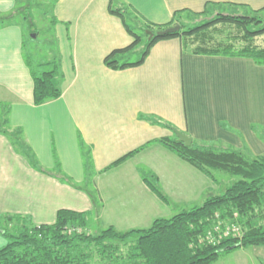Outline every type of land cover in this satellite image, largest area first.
Here are the masks:
<instances>
[{
	"label": "crops",
	"instance_id": "crops-1",
	"mask_svg": "<svg viewBox=\"0 0 264 264\" xmlns=\"http://www.w3.org/2000/svg\"><path fill=\"white\" fill-rule=\"evenodd\" d=\"M15 1L0 0V16L11 15ZM207 5L264 12V0H54L52 59L62 93L41 105L33 104L22 23H0V218L51 224L64 209L87 213L91 227L101 222L121 232L148 228L171 204L193 208L217 195V181L158 142L173 136L164 124L198 144L264 155V66L191 53L178 37L156 42L138 66L112 70L103 63L132 42L109 9L167 25L180 21L184 14L177 13ZM5 130L19 132L24 146ZM151 176L166 202L144 181Z\"/></svg>",
	"mask_w": 264,
	"mask_h": 264
},
{
	"label": "trees",
	"instance_id": "trees-1",
	"mask_svg": "<svg viewBox=\"0 0 264 264\" xmlns=\"http://www.w3.org/2000/svg\"><path fill=\"white\" fill-rule=\"evenodd\" d=\"M210 6L216 5H207L199 13H177L192 17L189 23L176 18L167 25L144 23L143 35L129 26L125 9H109L121 19L132 42L107 54L104 65L112 70L138 66L156 42L178 37L183 48L191 53L249 58L256 65L264 66V47L254 43L257 37L264 35V21L259 12L236 15ZM3 21L1 18L0 23ZM175 25H180L177 32L165 36L148 35V32L155 33ZM142 43L144 48L140 57L129 61L128 54ZM24 57L33 79V104L41 105L59 98L62 75L57 61L41 64L32 56ZM149 121L158 123L155 119ZM164 126L174 132L170 125ZM2 132L18 148L24 146L19 132ZM158 142L213 182L216 181L213 172L238 179L220 194L207 197L201 205L170 218H156L146 229L120 232L107 227L98 235H92L86 231L87 213L64 209L57 211L51 224L35 225L28 217L4 215L0 218V234L5 240V245L0 248V264H93L94 254L98 264H212L220 255L233 250L264 246V155L253 157L230 147L194 141L185 146L174 133ZM130 155L132 153L111 166ZM57 176L70 183L60 171ZM151 179L144 181L161 201L166 202V197L156 186L155 177L151 176ZM232 226L238 230L224 235ZM120 242L125 244L124 249Z\"/></svg>",
	"mask_w": 264,
	"mask_h": 264
},
{
	"label": "rangeland",
	"instance_id": "rangeland-1",
	"mask_svg": "<svg viewBox=\"0 0 264 264\" xmlns=\"http://www.w3.org/2000/svg\"><path fill=\"white\" fill-rule=\"evenodd\" d=\"M54 0H16L15 9L11 15L0 16L4 18L3 23H17L21 24L24 37L23 52L26 56H32L36 62L41 64H47L52 62L55 55V44L54 36L51 27L52 10L51 6ZM214 10V9H213ZM224 13L236 14V15H251L250 11L242 10H226ZM259 17L264 21V12L258 14ZM192 17H182L181 22L189 23ZM126 21L129 26L134 29L138 34H142L144 23L141 19L135 16L132 12L128 13ZM192 22V21H191ZM180 27V25H179ZM32 35L35 37L33 38ZM221 36V35H220ZM254 43L259 47H264V35L259 36L255 39ZM144 48V43L137 46L134 52L128 54L127 59L129 61H135L141 55ZM45 68V66L43 67ZM15 131L11 132L14 133ZM248 155V153H246ZM250 155V154H249ZM215 180L218 182V191L216 194H220L228 186H230L238 178L230 176L222 172H213ZM203 201L195 203L193 206H199ZM169 206L168 211L163 215H157V218H170L171 216L178 214L181 210H188L190 207H179ZM92 220L90 219L86 231L92 235H98L101 231L107 228L103 223L96 222L95 227H91ZM2 227L5 223L1 222ZM115 243V242H113ZM127 243V242H126ZM121 249L125 248L124 243H119ZM233 250L231 252L222 254L214 262V264H264V246L263 247H248L245 249ZM93 264H98L96 254L93 255Z\"/></svg>",
	"mask_w": 264,
	"mask_h": 264
},
{
	"label": "water",
	"instance_id": "water-1",
	"mask_svg": "<svg viewBox=\"0 0 264 264\" xmlns=\"http://www.w3.org/2000/svg\"><path fill=\"white\" fill-rule=\"evenodd\" d=\"M180 29L179 25H175V26H171L168 28H165L163 30H158L155 33L152 32H148V35L151 37L155 34V36H165L167 34H171L174 32H177ZM32 37L34 38L35 36L32 35ZM174 135L176 136L177 140L182 142L185 146H190L192 144V139L186 135H184L183 133H180L176 130H174ZM233 247H227L226 249H230Z\"/></svg>",
	"mask_w": 264,
	"mask_h": 264
},
{
	"label": "built area",
	"instance_id": "built-area-1",
	"mask_svg": "<svg viewBox=\"0 0 264 264\" xmlns=\"http://www.w3.org/2000/svg\"><path fill=\"white\" fill-rule=\"evenodd\" d=\"M237 230H238V228L235 227V226H232L231 228L228 227V228L226 229L224 235H227V233H228L229 231H231V232H236Z\"/></svg>",
	"mask_w": 264,
	"mask_h": 264
}]
</instances>
